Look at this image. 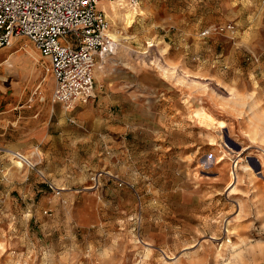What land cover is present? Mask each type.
<instances>
[{"label":"rangeland","instance_id":"rangeland-1","mask_svg":"<svg viewBox=\"0 0 264 264\" xmlns=\"http://www.w3.org/2000/svg\"><path fill=\"white\" fill-rule=\"evenodd\" d=\"M116 1L94 89L134 94L124 138L99 99L65 137L44 57L0 48V264H264V0Z\"/></svg>","mask_w":264,"mask_h":264},{"label":"built area","instance_id":"built-area-1","mask_svg":"<svg viewBox=\"0 0 264 264\" xmlns=\"http://www.w3.org/2000/svg\"><path fill=\"white\" fill-rule=\"evenodd\" d=\"M101 0H0V48L28 38L54 78L53 102L72 107L94 93L95 62L110 51L109 19L97 7ZM131 5L139 0H127ZM233 24H213L202 36L224 32ZM21 160H29L16 151ZM94 177H97V175ZM93 177V178H94Z\"/></svg>","mask_w":264,"mask_h":264},{"label":"crops","instance_id":"crops-1","mask_svg":"<svg viewBox=\"0 0 264 264\" xmlns=\"http://www.w3.org/2000/svg\"><path fill=\"white\" fill-rule=\"evenodd\" d=\"M23 52L24 51H21V53ZM16 54H20V53H16ZM23 54L26 55L25 52ZM14 55L15 54H12V57H10L11 58L10 62L5 61L7 58L3 60V62L5 61L4 64L8 66V67L4 66L5 68H8L10 70L12 69L16 70L17 64L15 62L12 63ZM29 55L32 56L31 52H29ZM33 57L34 59H36V61L38 60L35 56ZM44 59L47 62V58L44 57ZM102 66H104V64L97 65L95 76L99 75L101 71L100 69L102 68ZM31 71H30L29 78H22L26 81L27 86H31L33 84V81L37 78L36 74L31 76ZM44 71H45V66H44ZM41 79L42 80H40L39 83L34 88L35 90L33 91V93H37L38 89H40V92L46 89L47 87V84L45 82L46 77L43 75ZM52 79L54 82L53 76H52ZM53 88H54V85H53ZM53 88H52V91H53ZM94 91L95 92L92 94V96L87 101L76 100V102L73 104L72 107L67 108L64 106L62 102H60L65 109H72L76 105L78 107L74 115L67 116L62 122L63 124L61 127H62V131L64 132L65 137H68L69 139L79 138L81 134L77 132L80 131L81 129H85L86 127L85 125H88L89 121H92L97 118L96 114H98L99 111L95 110L97 108L94 107V103H97L99 99L100 104L104 105L105 107H108L109 110L112 107L115 109H120V108L126 109V111H124L123 109L121 112H116L115 114H117V116H115L114 113H112L110 116L113 118V120L112 122H108L107 124V126L109 125L108 130L112 134L124 138L128 130H130V124L132 123L131 120L127 119L126 113L128 112L127 111L128 107H130L132 104L136 105V102H134V97H135L134 94H132L131 92H129L127 89L123 88L119 84H115L112 88H110V90H106V92H103L101 90V87L100 88L97 87L96 89H94ZM32 96L33 95H31L29 98L31 103L33 102V100H35V97H32ZM31 103L29 105H31ZM56 103H59V102H56ZM45 129L46 131L44 132V135H43L44 139L53 138L52 135L54 136V134H52L51 131L55 130L56 127H52L50 129L49 125H46Z\"/></svg>","mask_w":264,"mask_h":264},{"label":"bare ground","instance_id":"bare-ground-1","mask_svg":"<svg viewBox=\"0 0 264 264\" xmlns=\"http://www.w3.org/2000/svg\"><path fill=\"white\" fill-rule=\"evenodd\" d=\"M100 3V2H99ZM138 4H135L134 6H131V7H136ZM126 4L122 2V0H117L115 3H112L110 5V9L114 12L115 15L117 16H120L121 15V12H122V8H125ZM131 10H134V9H131ZM103 12H105L106 16L109 17V15L107 14L108 13V8H106V11L102 10ZM108 33V36H109V40H110V43L109 45L113 46L114 43H117V40L118 38L113 35L112 33L110 32H107ZM8 61V60H7ZM97 63L98 62H95V71L94 73H96V68H97ZM26 69V68H25ZM27 70V69H26ZM45 71L48 72L47 70V67L45 66ZM95 75V74H94ZM14 154V153H13ZM13 158V163L15 164V166H21L20 163L18 162V160H15L14 156L12 157ZM232 177H233V174H232Z\"/></svg>","mask_w":264,"mask_h":264}]
</instances>
